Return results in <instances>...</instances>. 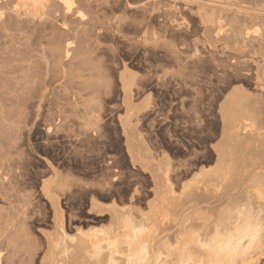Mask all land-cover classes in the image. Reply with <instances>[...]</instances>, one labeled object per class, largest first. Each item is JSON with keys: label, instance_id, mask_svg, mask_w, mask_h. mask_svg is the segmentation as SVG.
Returning <instances> with one entry per match:
<instances>
[{"label": "bare ground", "instance_id": "bare-ground-1", "mask_svg": "<svg viewBox=\"0 0 264 264\" xmlns=\"http://www.w3.org/2000/svg\"><path fill=\"white\" fill-rule=\"evenodd\" d=\"M189 23L206 34L192 54H183L186 44L161 45L167 35L186 32ZM0 40V202L9 205L0 208V264H264V0H0ZM233 42L249 45L251 54ZM105 53L110 64L103 63ZM150 55L208 68L219 131L218 142L208 146L206 162L213 165L196 160L181 171L138 134L142 104L128 94L139 80L127 67L139 56L149 68ZM119 69L126 152L131 163L149 166L154 199L138 215L116 202L101 208L93 199L92 210L108 211V224L83 231L70 225L52 185L19 194L25 156L14 157L8 146L28 136V123L57 88L75 118L48 115L45 136L73 133L81 146L99 142L100 111L78 114L111 81L108 73ZM41 196L49 200L51 230L38 226L47 212ZM14 200L21 201L20 210L10 206Z\"/></svg>", "mask_w": 264, "mask_h": 264}, {"label": "rangeland", "instance_id": "rangeland-1", "mask_svg": "<svg viewBox=\"0 0 264 264\" xmlns=\"http://www.w3.org/2000/svg\"><path fill=\"white\" fill-rule=\"evenodd\" d=\"M230 1L233 2L234 0ZM233 14H235L234 11L230 12L228 17L232 18ZM228 29L229 31L232 30L230 27H228ZM181 33L173 34V37L172 34L170 36L167 35L165 40L161 41V45H169L171 42L181 48L183 44H186L181 50L183 54L187 56L193 53L192 51H194L195 45H197L196 47L198 48L204 43L203 40L206 38L204 31L192 27L191 24L186 32L183 31V33ZM179 41H181L182 44H180ZM1 42L0 40V44H2ZM187 45L188 49L186 48ZM233 45H240V49L245 54H251L249 45L246 44L245 46L236 42H233L231 46ZM127 56L128 55L124 52L121 55V57L125 59L129 58ZM102 60L104 64H110L109 54L105 53ZM149 61L148 68L142 62V58L139 56H132L130 61L132 64H128L127 67V72L130 75L133 74V76L139 80V84L134 85L129 91V93L132 91V94H128L129 97L132 96V100H135V102H133L136 106L140 107V104H142L140 107V110H142V114L140 113L142 119L140 118L141 121H138L136 127L138 134L140 133L139 135H143L144 137H142L146 139L148 146L152 147L153 149H151L157 152L161 157L163 156L164 160H167L169 165L174 164L176 168L179 166L178 169L181 171L189 168L188 166L196 160H202L203 162L200 165H204L205 167L213 165L214 162H206L211 156L210 147L208 146L209 144L213 145L218 142L219 131L218 127L214 126L216 125L214 120L216 107L210 102L209 81L211 78L208 68L204 67L202 69L199 66H194L192 64L188 65L189 63L179 65L174 62L161 61L151 55L149 56ZM160 61L163 62L165 66ZM157 65L159 66L157 67ZM178 66H180V68ZM194 68L196 69L193 70ZM118 72L123 73L124 70L119 69V71L115 70L108 73L111 81L107 86L103 85L100 88L101 90H99L97 96H95L96 99L93 98L95 101L92 99L88 103L89 106L87 105V109L85 108L86 113L83 114L81 111L78 114L80 117L86 118L87 116L89 117L95 114V109L100 111L101 124L103 125L101 129V141L99 140V142L96 143L90 141L81 146V144L76 141L73 133H71L69 138L66 136H58V138L55 139L45 136L46 134L43 132V127L46 124L48 115H56L55 117H57L60 113L75 118L74 115H71L69 109H67L65 100L62 99L61 89L59 88V90L57 88L54 90L58 93L56 91L54 93L53 91V94H50L48 98L49 100L46 99L42 102L39 107L37 119L28 123L26 127L28 136L21 139L17 138L12 141L11 144L13 145L10 144V146H8L9 151H13L11 154H13L14 157L20 152L25 156L23 157L25 167L22 181L18 185L19 194L22 196L25 193H33V191L39 192L43 185H52L56 192L55 194L58 193L56 197L59 199V205L65 210L64 212L67 213L70 219V225L72 227L75 225V227L77 226V228L83 231L102 229L108 224L109 213H106L108 211L104 210L100 212L99 209L95 208L92 210L90 201H93V199L96 202L99 201L98 203L101 204V208L110 206L111 202H116L118 205L125 206L126 208L130 207V211L135 215L136 213L138 215L147 212L149 204L154 199L150 191L152 183L150 181L149 166L144 167L137 161L132 162L136 164L133 166L131 163L132 160L130 159L131 157L128 156L126 152L124 135L120 125L125 117L126 105H124L125 103L122 98L125 93L123 92L124 88L121 87L118 81ZM199 77L200 79H198ZM176 78H179V80L176 81ZM189 78L193 81V84H191ZM188 84L192 90L189 89ZM193 89L195 91H193ZM194 92H197L201 96ZM88 96L89 95H87V97ZM188 96H192V98ZM200 97L202 98L200 99ZM193 98L196 99L192 100ZM180 99L184 100L181 104L182 107L179 104ZM189 101H192V103ZM193 103H195L196 107H193ZM210 107L213 108L211 109ZM119 120L121 122H119ZM152 142H154V144ZM93 144L95 145L91 146ZM5 151L7 150L4 147V152ZM112 156L114 158L117 156L118 158L116 157V160H114L111 158ZM110 162L113 163L111 164ZM0 171L2 172V169H0ZM190 177L191 176H188L185 179L189 178L190 180ZM116 178L118 179L115 180ZM185 179L182 182H187ZM110 181H113L114 187L109 186ZM182 182L180 181L179 183ZM132 194L134 197H132V200H134L130 205L129 200ZM17 201L14 200V203L10 206L17 207L20 210L22 203L19 200ZM48 201V199L46 200L42 196L40 197V204L45 206L47 212L45 214L46 218L39 219L38 226L51 230L49 225H47V222H50L51 218V209ZM6 205L7 203L5 201L0 202V208L9 206ZM71 230L70 233L75 232L74 228H71Z\"/></svg>", "mask_w": 264, "mask_h": 264}]
</instances>
